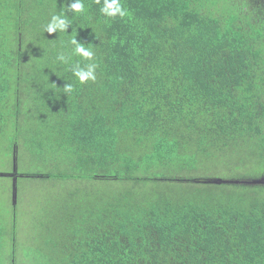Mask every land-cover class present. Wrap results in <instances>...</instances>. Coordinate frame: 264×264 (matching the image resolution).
<instances>
[{
  "label": "trees",
  "instance_id": "16d2710c",
  "mask_svg": "<svg viewBox=\"0 0 264 264\" xmlns=\"http://www.w3.org/2000/svg\"><path fill=\"white\" fill-rule=\"evenodd\" d=\"M71 2L0 0V153L17 166L23 148L38 170L23 177L63 203L26 247L16 207L1 216L0 264H264V183L211 174L264 162V5L120 0L109 18L83 0L46 33Z\"/></svg>",
  "mask_w": 264,
  "mask_h": 264
},
{
  "label": "rangeland",
  "instance_id": "374dc122",
  "mask_svg": "<svg viewBox=\"0 0 264 264\" xmlns=\"http://www.w3.org/2000/svg\"><path fill=\"white\" fill-rule=\"evenodd\" d=\"M243 159V162H246L243 169L235 170L224 165L212 167L211 174L216 175L214 176L216 179L212 181L219 182V180H221L223 183H237L239 181L233 179L240 177V181L264 183V179L259 177L264 175V162L262 161L263 163L260 162V164H258L256 161L248 159L244 153ZM16 160H18L17 169H15L16 162L13 156L5 158L4 154L0 153V174L9 173V175H11L0 178V198L4 203V206L0 209V217L2 216L7 222L10 219L3 216H6L7 213H9L10 216L16 207L15 211L18 214L17 229L19 232V239L23 242V246L26 247L27 245H31L30 242L32 241L29 234L35 231V226L39 227V224H41L40 222L46 221L49 209L52 207L54 210L57 208L56 205H58V203V207L62 206L63 203L58 199L56 201L53 200L55 193L53 182L43 183L40 179L23 177L25 174L38 171L35 169V162H31L29 155L23 148L19 149ZM16 175H18L19 178L16 177V179ZM249 176H257L258 178L257 180L249 181L246 178ZM14 182L17 184L16 204L13 201L12 193ZM59 192L60 190L56 192L57 195ZM2 218L0 219L4 222Z\"/></svg>",
  "mask_w": 264,
  "mask_h": 264
},
{
  "label": "clouds",
  "instance_id": "9594fccd",
  "mask_svg": "<svg viewBox=\"0 0 264 264\" xmlns=\"http://www.w3.org/2000/svg\"><path fill=\"white\" fill-rule=\"evenodd\" d=\"M97 2L99 3V0H97ZM83 11V0H72L70 5H66L59 14L52 15L50 22L45 26V32L48 34L67 32L68 28L72 26L67 13L80 14ZM100 12L102 15L109 18H115L117 16L124 17L127 14L126 9H124L120 3V0H103ZM70 43L74 46L73 55L82 57L83 59L89 61L93 59L94 52L91 47L78 42L76 38L71 39ZM56 58L63 64H67L69 62V57L63 53L58 54ZM97 67L98 66L95 63H88L83 66L75 64L72 66L71 71L80 84H86L89 81L94 82L96 80ZM63 90L66 95L71 94L73 92V85L71 83H67L63 87Z\"/></svg>",
  "mask_w": 264,
  "mask_h": 264
},
{
  "label": "water",
  "instance_id": "95a60500",
  "mask_svg": "<svg viewBox=\"0 0 264 264\" xmlns=\"http://www.w3.org/2000/svg\"><path fill=\"white\" fill-rule=\"evenodd\" d=\"M16 168H17V166H16ZM15 168V169H16ZM14 180H16V179H14ZM225 182V181H224ZM259 182V181H258ZM217 183H223L221 180H219V182H217ZM254 183H256V182H254ZM12 193H13V201H14V203L16 204V198H17V185H16V183L14 182V184H13V191H12Z\"/></svg>",
  "mask_w": 264,
  "mask_h": 264
},
{
  "label": "flooded vegetation",
  "instance_id": "af4514ba",
  "mask_svg": "<svg viewBox=\"0 0 264 264\" xmlns=\"http://www.w3.org/2000/svg\"><path fill=\"white\" fill-rule=\"evenodd\" d=\"M260 3H262L264 5V0H259ZM18 177V175L15 176V178ZM19 178V177H18ZM17 179V178H16Z\"/></svg>",
  "mask_w": 264,
  "mask_h": 264
}]
</instances>
